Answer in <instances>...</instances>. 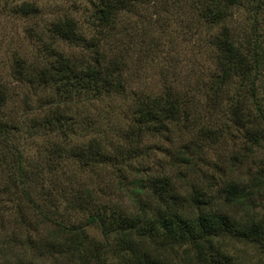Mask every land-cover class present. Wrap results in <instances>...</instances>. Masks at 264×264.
Instances as JSON below:
<instances>
[{
	"label": "trees",
	"instance_id": "obj_1",
	"mask_svg": "<svg viewBox=\"0 0 264 264\" xmlns=\"http://www.w3.org/2000/svg\"><path fill=\"white\" fill-rule=\"evenodd\" d=\"M86 4L80 20L44 30L41 61L15 59L19 103L0 81V264H264V164L241 179L230 173L239 158L215 149H264V0ZM144 4L159 37L176 11L208 67L132 85L136 38L161 45L135 29ZM239 10L250 26L234 25ZM9 11L40 15L32 3Z\"/></svg>",
	"mask_w": 264,
	"mask_h": 264
},
{
	"label": "rangeland",
	"instance_id": "obj_2",
	"mask_svg": "<svg viewBox=\"0 0 264 264\" xmlns=\"http://www.w3.org/2000/svg\"><path fill=\"white\" fill-rule=\"evenodd\" d=\"M87 0H2L0 1V81L6 83L10 91L16 92L17 99L11 104L19 103L26 95V88L24 85H20L17 89L13 88V85L8 79L9 72L13 68L15 59L19 56L23 57L30 63H36L41 61L42 57L40 49H42V42L39 37L43 35L44 43L46 42L45 29L55 19V17H72L76 20H80L83 17V12L87 8ZM150 2V0H147ZM22 3H32L40 9V15L36 18L24 19L19 18L10 13L9 8L14 5H20ZM150 5L144 4L138 6L136 13L133 16L136 30H145L150 33L148 36L154 41H159L161 45L157 48L152 47L148 40L142 41L136 38L133 46V52L130 56V67L132 75H136V80L132 82V85L143 86V88H156L159 86L158 79L161 77L160 73L166 69L170 75L181 74L188 75V71L193 64L203 65L200 70L205 69L207 63L199 55V50L196 48L197 41L194 38L189 40L184 36L185 28H180V16L176 11L174 15L170 17L169 23L164 21L166 17L161 15L162 22L158 24L162 28H166L165 34L161 37L158 35V29L151 26L150 18ZM164 13V12H160ZM248 19V20H247ZM182 20V19H181ZM248 23L250 26L251 20L245 11L239 10L234 16V25H244ZM149 29L151 31H149ZM193 37V36H192ZM140 48V51L138 50ZM40 59V60H38ZM138 59H142L141 62ZM196 62V63H195ZM33 91L30 90V94ZM32 97V96H30ZM37 97V96H36ZM33 98L32 103L36 100ZM263 98V97H262ZM121 101H116L115 109L121 106ZM10 104V103H9ZM20 107V104H19ZM92 111L97 115H102L104 112L103 106L97 104ZM229 135H235V132H229ZM152 141H147L145 145H150ZM248 144H244L243 141H239L230 144L225 150L216 149L217 153L232 158H239V163L236 164L230 173L233 176L240 177L241 179L248 180L249 175L256 173L264 164V149H258L252 154H248L245 151V147ZM29 152H33L32 145L27 146ZM215 152L210 153L211 157ZM228 166V165H227ZM178 182V181H177ZM178 186V184H177ZM119 202H123L124 205L131 209L130 203L126 198H118ZM62 208V207H61ZM68 217L71 216L72 220L79 219L74 211H68ZM88 234L91 238L100 241V236L97 230H88ZM30 254H26L28 258ZM38 255L31 264H50L51 259L48 255ZM40 258V259H39ZM44 259L45 263L43 260ZM43 261V262H42Z\"/></svg>",
	"mask_w": 264,
	"mask_h": 264
}]
</instances>
